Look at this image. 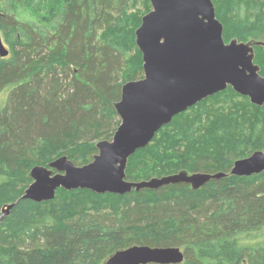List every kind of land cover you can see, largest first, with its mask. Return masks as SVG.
Masks as SVG:
<instances>
[{
  "label": "trees",
  "instance_id": "obj_1",
  "mask_svg": "<svg viewBox=\"0 0 264 264\" xmlns=\"http://www.w3.org/2000/svg\"><path fill=\"white\" fill-rule=\"evenodd\" d=\"M212 2L226 42L264 35V0ZM18 4L44 12L49 26L19 19ZM150 9L149 0H0L9 51L0 56V211L15 202L0 221V264H103L134 244L183 247L178 264H264V170L199 189L59 188L51 200L21 198L32 166L61 155L84 164L111 139L122 84L143 76L135 29ZM254 62L264 76V44ZM255 150L264 152V104L229 85L163 125L129 157L126 179L229 172Z\"/></svg>",
  "mask_w": 264,
  "mask_h": 264
},
{
  "label": "water",
  "instance_id": "obj_2",
  "mask_svg": "<svg viewBox=\"0 0 264 264\" xmlns=\"http://www.w3.org/2000/svg\"><path fill=\"white\" fill-rule=\"evenodd\" d=\"M149 1L151 9L135 29L143 77L122 84L120 99L114 102L120 123L111 139L96 142L97 152L88 163L77 165L61 155L45 165L32 166L27 173L31 182L21 198L36 202L51 200L59 188L125 194L185 183L199 189L212 179L264 170V152L255 150L236 159L229 172L181 169L139 181L126 179L129 157L148 145L174 115L203 98L230 85L252 103L264 104V76L254 62V46L263 42L236 38L226 42L212 0ZM8 52L0 35V56ZM14 203L1 207L0 221ZM183 260L179 246L134 244L116 250L103 264H178Z\"/></svg>",
  "mask_w": 264,
  "mask_h": 264
},
{
  "label": "rangeland",
  "instance_id": "obj_3",
  "mask_svg": "<svg viewBox=\"0 0 264 264\" xmlns=\"http://www.w3.org/2000/svg\"><path fill=\"white\" fill-rule=\"evenodd\" d=\"M137 8L139 9H142V4L139 3ZM15 10V13H16V16L21 19V20H26V21H33V22H36L38 24H44V25H48L49 26V23L47 24L46 20H45V14L44 12H37V11H34L32 10L31 8L29 7H26V6H22V5H17L16 8L14 9ZM45 9H43L42 11H44ZM144 11V9H143ZM148 12V11H147ZM145 12V13H147ZM144 15V14H143ZM142 15V16H143ZM251 37H254V38H260V39H263L264 40V35H258V36H252V35H249L247 36L246 38V41L247 40H250L252 39ZM233 39V38H232ZM231 40V39H230ZM229 40V41H230ZM95 154V153H94ZM93 158V157H92ZM92 160V159H91ZM90 160V161H91ZM88 161V162H90ZM86 162V163H88ZM85 164V163H84ZM42 165V164H41ZM77 165H82V164H77ZM167 175V174H165ZM183 247H181L182 249Z\"/></svg>",
  "mask_w": 264,
  "mask_h": 264
},
{
  "label": "flooded vegetation",
  "instance_id": "obj_4",
  "mask_svg": "<svg viewBox=\"0 0 264 264\" xmlns=\"http://www.w3.org/2000/svg\"><path fill=\"white\" fill-rule=\"evenodd\" d=\"M142 77H143V76H142ZM142 77H141V78H142ZM138 79H140V78H138Z\"/></svg>",
  "mask_w": 264,
  "mask_h": 264
}]
</instances>
